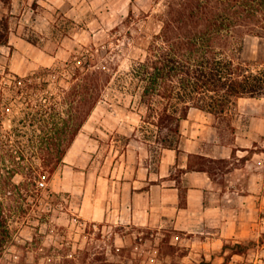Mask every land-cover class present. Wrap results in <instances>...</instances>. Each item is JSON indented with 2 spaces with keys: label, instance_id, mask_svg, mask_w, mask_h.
<instances>
[{
  "label": "trees",
  "instance_id": "obj_1",
  "mask_svg": "<svg viewBox=\"0 0 264 264\" xmlns=\"http://www.w3.org/2000/svg\"><path fill=\"white\" fill-rule=\"evenodd\" d=\"M164 5L157 14L159 31H128L142 52L131 56L126 74L147 109L143 122L157 128L151 135L173 148L191 107L219 116L238 97L264 93V68L255 70L251 59L242 56L249 37L264 39V0H164ZM137 19L131 11L125 21ZM9 28L5 23L0 30V45L9 42ZM117 71L118 65L91 44L76 47L52 66L9 79L0 74V259L13 237L10 219L14 211L22 212L15 202L25 198L26 189L41 192V182L64 162ZM17 106L25 118L14 115L7 127ZM17 174L22 176L18 182ZM251 244L226 247L247 253ZM65 260L76 264L69 254Z\"/></svg>",
  "mask_w": 264,
  "mask_h": 264
},
{
  "label": "rangeland",
  "instance_id": "obj_2",
  "mask_svg": "<svg viewBox=\"0 0 264 264\" xmlns=\"http://www.w3.org/2000/svg\"><path fill=\"white\" fill-rule=\"evenodd\" d=\"M164 6V0L0 2V30L5 23L10 27L9 42L0 45V74L4 79L66 60L82 45L94 44L103 59L109 58L118 65L101 101L79 133L82 144L89 145L92 137L100 144L98 156L81 159L82 170L111 171L118 161L128 160V144L137 137L150 156L155 160L161 158L165 147L151 135L156 126L143 122L147 109L141 103L136 84L126 73L131 67V56L142 52L134 48L128 31H146L147 35L159 31L161 22L157 14ZM131 11L138 19L128 23L125 19ZM245 44L242 56L251 59L255 70L264 68V61L259 58L264 57V39L251 36ZM14 115L25 118L24 110L17 106L6 120L7 127ZM15 122L24 124L18 119ZM28 127L32 125L28 123ZM180 141L181 138L176 145ZM137 144L133 142L131 147L138 149ZM64 164L65 161L44 185L41 182L39 194L32 188L26 189L25 198L15 202L22 212L14 211L10 219L13 237L0 264H72L65 260L68 254L75 257L76 264H180L183 248L171 242V231L159 233L154 229L82 219L78 207L83 192L81 188L64 186L65 177L74 183L77 179L74 169ZM14 179L18 182L22 176L17 174ZM41 195L43 201L36 198ZM256 247L251 244L249 253Z\"/></svg>",
  "mask_w": 264,
  "mask_h": 264
},
{
  "label": "crops",
  "instance_id": "obj_3",
  "mask_svg": "<svg viewBox=\"0 0 264 264\" xmlns=\"http://www.w3.org/2000/svg\"><path fill=\"white\" fill-rule=\"evenodd\" d=\"M234 106L223 116L191 107L179 145L155 160L134 138L128 160L107 173L82 170L81 159L98 156L100 144L94 137L82 144L78 135L64 158L77 178L65 177L64 186L83 192L78 215L171 231L183 248L180 264H264V94L240 96ZM250 242L252 253L226 247Z\"/></svg>",
  "mask_w": 264,
  "mask_h": 264
},
{
  "label": "built area",
  "instance_id": "obj_4",
  "mask_svg": "<svg viewBox=\"0 0 264 264\" xmlns=\"http://www.w3.org/2000/svg\"><path fill=\"white\" fill-rule=\"evenodd\" d=\"M42 183H43V185L45 184V182H42ZM253 262H255V261L250 259L249 263H253Z\"/></svg>",
  "mask_w": 264,
  "mask_h": 264
}]
</instances>
